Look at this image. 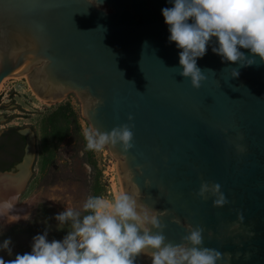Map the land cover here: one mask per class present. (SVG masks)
Wrapping results in <instances>:
<instances>
[{
  "label": "water",
  "instance_id": "obj_1",
  "mask_svg": "<svg viewBox=\"0 0 264 264\" xmlns=\"http://www.w3.org/2000/svg\"><path fill=\"white\" fill-rule=\"evenodd\" d=\"M172 6L0 0V86L27 74L49 105L75 92L82 115L100 132L130 123L131 115L134 147L107 148L123 194L141 212L164 213L166 243L180 245L190 227H202L203 246L224 254L223 264H264V61L223 62L213 42L197 60L206 80L193 88L175 69L181 50L169 42L162 14ZM203 181L219 183L229 203L215 208L211 197L198 198ZM135 264L152 262L142 254Z\"/></svg>",
  "mask_w": 264,
  "mask_h": 264
},
{
  "label": "clouds",
  "instance_id": "obj_2",
  "mask_svg": "<svg viewBox=\"0 0 264 264\" xmlns=\"http://www.w3.org/2000/svg\"><path fill=\"white\" fill-rule=\"evenodd\" d=\"M171 2L173 6L162 9V14L170 32L169 42L181 50L180 67L175 69L191 80L193 88L200 89L206 80L197 60L206 55L213 42L218 46H213L212 51L223 62L248 67L256 64L257 57L264 61V0ZM241 49L248 50L251 56H246ZM238 76L239 72L234 71L233 77ZM133 119L130 115V123L110 132L85 131L86 149L99 152L110 146L128 153L134 147ZM195 195L204 200L211 197L215 208L229 203L219 183L203 181ZM83 212L86 214L81 216L80 212L66 208L55 216L59 226L70 225L62 241H49L45 232L33 238L30 253L17 254L8 261L0 258V264H135L142 254L149 256L152 264H223L224 254L203 246L202 227H190L180 245L166 243L163 234L166 225L160 220L164 213L157 217L139 211L135 198L129 194H122L111 202L90 196L83 204ZM238 218L243 221V214ZM11 243L10 239L5 240L0 250H6L11 256Z\"/></svg>",
  "mask_w": 264,
  "mask_h": 264
},
{
  "label": "rangeland",
  "instance_id": "obj_3",
  "mask_svg": "<svg viewBox=\"0 0 264 264\" xmlns=\"http://www.w3.org/2000/svg\"><path fill=\"white\" fill-rule=\"evenodd\" d=\"M10 127L33 134L35 155L26 186L12 199L1 197L0 245L12 242L11 256L0 250L5 261L30 253L33 238L45 232L49 241H62L70 225L59 226L55 216L66 208L83 216L88 197L111 202L123 192L117 160L108 148L86 149L84 133L91 126L75 92L49 105L34 93L27 74L7 77L0 86V136Z\"/></svg>",
  "mask_w": 264,
  "mask_h": 264
},
{
  "label": "trees",
  "instance_id": "obj_4",
  "mask_svg": "<svg viewBox=\"0 0 264 264\" xmlns=\"http://www.w3.org/2000/svg\"><path fill=\"white\" fill-rule=\"evenodd\" d=\"M26 136L19 127H10L0 136V172L12 171L23 161Z\"/></svg>",
  "mask_w": 264,
  "mask_h": 264
},
{
  "label": "bare ground",
  "instance_id": "obj_5",
  "mask_svg": "<svg viewBox=\"0 0 264 264\" xmlns=\"http://www.w3.org/2000/svg\"><path fill=\"white\" fill-rule=\"evenodd\" d=\"M27 134V133H25ZM27 140V149H26V157L21 165L18 168V174H0V201L1 197L5 199L11 198L13 193L19 194V192L26 185L29 176H30V168L32 166L34 155H35V147H34V138L33 134H28ZM123 192L120 191L118 196L122 195ZM117 197V195H116ZM12 199V198H11Z\"/></svg>",
  "mask_w": 264,
  "mask_h": 264
},
{
  "label": "flooded vegetation",
  "instance_id": "obj_6",
  "mask_svg": "<svg viewBox=\"0 0 264 264\" xmlns=\"http://www.w3.org/2000/svg\"><path fill=\"white\" fill-rule=\"evenodd\" d=\"M20 133H21V131H20ZM21 134H23V133H21ZM23 135H25V134H23ZM26 148H27V136H26V145H25V150H24V157H25V153H26ZM24 157H23V159H24Z\"/></svg>",
  "mask_w": 264,
  "mask_h": 264
}]
</instances>
